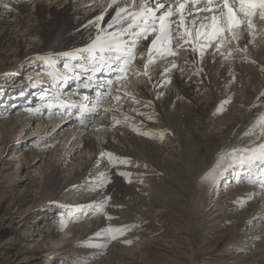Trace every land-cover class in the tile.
Instances as JSON below:
<instances>
[{"label": "bare ground", "instance_id": "bare-ground-1", "mask_svg": "<svg viewBox=\"0 0 264 264\" xmlns=\"http://www.w3.org/2000/svg\"><path fill=\"white\" fill-rule=\"evenodd\" d=\"M4 2L5 0H0V39L3 36H7V40L5 41L6 45L12 50V38H14V34H18L21 40H23V38L30 37L32 32L38 30L37 35L45 38L47 42L37 37L36 42L40 44L33 47L30 51L38 52L41 50L42 52H47L49 55H58L62 53V50L65 48L86 44L89 35L94 34L93 28L90 26V21L94 20L95 17L101 13L103 6L106 4L102 3V0H7L6 3ZM131 2L132 1H129L128 3L130 4ZM138 2L140 3L141 0H138ZM89 4H91V6H88ZM99 7L100 9H98ZM36 8L40 12L39 17H36L35 12H33L34 10H31ZM43 8L46 9L49 15L42 12ZM111 15L112 11L110 10L109 14L105 16L104 23L111 18ZM8 16L14 18L7 19ZM20 29L23 33H17ZM47 31L51 33L47 34ZM253 32L254 35H250L245 31L243 40L239 42V45L245 49L248 56L256 60V63L246 61L235 47L228 44L218 52L213 50L208 54L204 62V68L207 69L209 73L204 75L196 71L195 67L192 65L191 57L183 50V52L175 56L159 57L158 65H153L154 71L152 77L157 83L156 87L149 89L144 84L148 82V80H144V83H140V81L143 80L141 77L135 81L127 82V85L123 86L120 92L121 100L113 103L114 107H116L113 114L114 118L124 121L121 123V134H119V132L114 134V144L109 142L107 144H102V141L99 142L95 140L97 135L92 133L86 134L85 141L79 142L78 138L80 134L75 131V129H79V125L68 121L66 117L59 116V114L49 118V113H45L44 115L40 113L29 114L25 111L22 113L18 106L11 110L13 111L11 116H8L11 111L2 112L1 115L8 113V117H0L1 152L5 151L11 144L13 146L15 144L18 151L15 150V153L11 154L13 157L16 154L15 157L17 158L15 164L9 165L5 163L3 166L1 165L0 175H2L4 180H7L10 185H15L14 183L17 181L16 178L25 179L23 188H25V186L35 187L36 185L35 205L30 207V211H32L37 204L43 201L47 203L51 200L55 203V201L64 200L65 197L72 198L74 189L71 190L69 188L72 184V178L79 175L82 177L85 176L86 182L94 181L101 175L99 171L100 168L105 170L104 163L102 159L99 158V152L119 151L122 154L132 155L136 159L147 161L149 166L153 167L151 172H162L165 179H167L169 183L171 182V189H174L175 194L179 193L183 195L181 199L186 203L185 207L189 205L190 209H198L199 205H203L206 201L205 198L211 196L213 198L209 199V201L212 200L215 202L213 204L215 208L217 206H222L221 202L224 203V205L220 207V209H223L215 215L220 217L221 223H224V218H226V221H233L234 218H238L237 222L234 220L232 225L240 236L253 232L257 225H254L252 230L248 225L251 224L252 219H261L264 215V191L260 189L261 184L258 182V185H253L251 183L235 185L231 182L225 190L218 193H224L223 196L218 195L214 198L215 190L211 188L205 189V187L201 185V182L204 184L205 182L200 179V175L203 171L209 176L215 177V172L217 171H215V167L213 166L214 162H212L214 155L216 162L218 153L230 150L232 147L236 146L235 144L243 140V138L249 139V143L246 146H254L251 141L256 140V136L253 135L248 137L245 136L244 133L252 127L261 114H264V96H261V93H264V21L258 20ZM36 42L32 44H36ZM187 47L188 45L186 49ZM141 48H144V43L141 45ZM10 54L14 55L15 53H8V55ZM29 54L30 53H23L21 55L19 64L21 62L23 63L16 69L22 76L27 75L26 80L30 78L29 72L35 71L32 61L38 60L33 63L35 65L40 63V69L46 67L40 58L42 54ZM138 63L139 62H136V64ZM173 63H175L176 67L171 66ZM165 69H168V71L165 72ZM130 74H132V72ZM196 76L200 77L203 82L210 83L200 82ZM19 79L17 75H13L12 78L7 76L3 81L7 85L16 86L19 84ZM64 93L66 94V91ZM8 96H14V94L9 93ZM132 97L140 100L141 103H135ZM225 101H227V103H225ZM131 103L133 105H131ZM146 104H149V106L146 107ZM221 105H223V109L218 111L217 109L220 108ZM0 111L3 110L1 109ZM16 113L18 114L13 115ZM152 113L154 116H152ZM197 115L200 119L199 125L195 127L199 132L196 134V130H192V133L187 134L186 127L183 128L180 125L182 123L186 126L191 125V118L195 119ZM149 116H151L152 119H149ZM125 117L128 118L127 121H125ZM34 122L35 124L31 128V124ZM134 128L139 129V131L133 130ZM64 129H66V131H64ZM85 129L84 127L81 128L83 131ZM17 130L19 131L17 134L18 139L15 137V132ZM27 130H29V134L24 135V132ZM217 131L219 132L216 133ZM143 132H149L151 135L146 136L140 134ZM161 132H164L162 138L160 136ZM32 133L36 136L43 134L38 137H45L46 141L51 142V144L49 146L43 144L40 146L32 145L31 141L34 139H28V137H32ZM105 133H107V131H105ZM113 133V131L109 132L107 137L113 135ZM256 134H259L258 129ZM48 135H53V140L48 138ZM186 137L188 139L185 142ZM217 137H221L223 141L220 142L221 140H217ZM158 141L166 144L167 150H161L163 153L166 152V156L161 154V151L156 152L147 150L148 145H151L155 150H160ZM262 142H264V137H261L260 140H256V143ZM80 145L82 146L80 147ZM199 146H202L203 150L207 152L208 155L199 153L197 149ZM78 148L85 150L84 152L81 150L77 151ZM61 152L65 153L61 155ZM73 152L78 153L72 158L73 167H71V170L62 168L61 166L68 161V159H65L64 162L63 159L70 154L72 155ZM86 153H88V157L84 155ZM89 156L91 158H89ZM89 159L90 161H88ZM91 159H93V161H91ZM168 163H171V169L166 167ZM95 164L99 165L92 168ZM67 170L68 173H66ZM61 171H65L66 173L64 177L65 180L61 179V176L58 174ZM234 171L235 172L220 173L217 180L223 184H227L232 178L239 181L248 180L244 169ZM65 173L62 174L64 175ZM12 175H14V177H12ZM110 178L111 183H108V187L102 188L100 192L105 194V190H110L113 195L110 200L114 204H119L121 201V199H119L121 196L117 195L119 192L122 193L123 197L127 196L129 200L136 199V194L134 192L131 194H126L124 192L129 188H127V185L116 181L112 176ZM214 182L215 179L212 183ZM114 183L115 185L111 186ZM118 184H122V187ZM168 185L169 184L166 186ZM207 186L210 187L206 184V187ZM112 187H118L116 194L112 192ZM150 189H153V186H150ZM235 192L239 193V197L241 196L244 202H248L246 206L238 208L236 205H233V194ZM85 197L90 199V201H85V203L95 201L91 198L99 199L97 196ZM133 204L135 205L124 203L125 207L119 211L121 217H129L127 220H132L137 214L141 215V217L144 215L143 213H138L142 212V210H135L137 201ZM171 204H173V202L167 205L163 203L160 204L159 206L162 208L161 211L168 213L167 208L169 207V209H171ZM49 205L50 206L45 207H54V204ZM209 205L210 203L207 204V208ZM213 205H211L210 208ZM148 206V208H151V204H148ZM132 211L133 213H131ZM40 214L41 213H39L38 216ZM15 218L16 225L18 224L21 226L24 224L25 219L22 215L19 214L18 217L15 215ZM85 219L89 218L86 217ZM93 221L92 223L95 227L99 224L102 225L100 218L97 220L94 218ZM202 228L203 227H201V229ZM234 228H232L231 225H225L221 234L216 235V239H219L226 232L228 233V235H225L226 237L223 239L219 247L220 249L216 251H220L226 241L230 243L231 247L233 244L234 246L236 245L232 241L243 238L239 235H234L236 232L235 230L233 232ZM70 230H77V226L75 224L69 226L61 236L50 240V242L49 240L41 239L43 241L42 244H46V246L50 245V247L54 249L61 246H56V243L60 244L58 241L66 239V242H69L68 244L71 246L76 243L77 239L80 240V238H75V236L68 232ZM218 230L220 229H216V231ZM259 232L264 233V223H261ZM37 233L46 236L45 239H48L50 236L46 235L42 230H38ZM52 233L51 231L49 234ZM89 233L96 234L98 230H83L80 235L81 239L86 237ZM68 235H72V237L66 238ZM200 235L203 238V246H210L212 252H214L215 249H213V246L215 244L217 245V240L214 238V240H205L204 230H201ZM246 236L248 235H244V237ZM12 241V237H9L5 241H1L0 246L11 243ZM144 242L145 241L141 243ZM243 243L246 242H241V244ZM258 246L264 247V240L258 243L256 250ZM50 247H46V249L43 250H48V254L45 258L55 256L57 253V251H54ZM126 249L127 247L117 244L111 245L108 253L95 258L92 263L121 264L117 262L118 257L120 253H123ZM29 250L30 246H27L26 248H18L16 252L22 254V258L25 260L30 261V259L36 260L37 258L41 260L42 255H36L34 252L29 253L31 252ZM138 252H142V250ZM256 252L257 251H250L249 256L252 257ZM227 255H229V253ZM66 256L68 255L66 254ZM56 257L58 256L56 255ZM245 258H247V256L231 257L233 263L240 262L241 264H244ZM39 262L40 261H34L33 264Z\"/></svg>", "mask_w": 264, "mask_h": 264}, {"label": "rangeland", "instance_id": "rangeland-1", "mask_svg": "<svg viewBox=\"0 0 264 264\" xmlns=\"http://www.w3.org/2000/svg\"><path fill=\"white\" fill-rule=\"evenodd\" d=\"M6 2L7 0H5L4 3ZM43 9L42 12L47 13L46 9ZM31 10H34L33 12H35L36 17L40 16V12L37 8ZM47 14L49 15V13ZM11 18L14 17H7V19ZM34 32H32L30 37L23 38V40H21L18 34H14V38H12V50L8 47V45H6L5 41L7 40V36H3L0 39V80L6 79L7 76L12 78L13 75H17L19 78L22 77L21 73L18 74V71L16 69L23 63L21 62L19 64V61L21 60L20 57L23 53H30L29 55L42 54L40 58L49 56L47 52H42L41 50H39L38 52L30 51L33 47L40 44L39 42H36L37 37L40 39L42 38L37 35L38 30ZM17 33H23V31L20 29L17 31ZM46 33L50 34L51 32L47 31ZM42 39L47 42L45 38ZM35 42L36 44H32ZM8 53L15 54L8 55ZM34 61H32L33 68L39 65V63L38 65H35L33 63ZM24 111L25 110H20V112L22 113ZM12 112L13 111H11L9 114L7 113L8 116H11ZM7 114H0V117L4 118L5 116H7ZM17 114L18 113L13 115ZM152 116H154L153 113ZM199 119L200 117L197 115L195 119L191 118V125L186 126L182 123L180 126L183 128L186 127L187 134L192 133V130H196L197 134L199 131L198 129H196L195 126L199 125ZM34 124L35 122L31 124V128L34 126ZM64 131H66V129H64ZM113 132V135L107 137V135L109 134L108 130L105 139H101L102 137L99 136H97V139H95L99 142L102 141V144L105 142L106 144L108 142L114 144V134L116 133L115 131ZM218 132L219 131H217L216 133ZM18 133L19 131L17 130L15 132V137L18 136ZM24 133V135L29 134V130L25 131ZM41 135L43 134H39L38 136ZM31 136L32 137H26H28V139H35L36 137H38L33 133ZM16 139H18V137ZM187 139L188 138L186 137L185 142L187 141ZM217 140H221L220 142L223 141L221 137H217ZM158 142L160 144V150H155V148H152L151 145H148L147 150L156 152H160L161 150H167V146H165L166 144H164V142ZM248 143L249 139L243 138V140L239 142L237 147H246ZM46 145H48V143ZM81 146L82 145H80V147ZM197 149L199 153L203 155H208V153L203 150L202 146H199ZM15 150H17V146L15 144L14 146L11 144L3 152H1L0 148V167L1 165L3 166V164L5 163L9 165L15 164V160L17 158L15 157L16 154L14 155V157L11 156V154L15 153ZM80 150L84 152L85 149H77V151ZM162 151L160 153L166 156V152L163 153ZM105 152H113L116 154V156L127 157L133 161V163L129 165L120 164L116 167H111L109 166L107 159L99 155V158L102 159L105 168V170L100 168L99 171L101 172V174L103 173L108 177V183H111L110 177L112 176L116 179V181L127 185V188H129L124 192L126 194H131L132 192H134L136 194V199L129 200L127 196L123 197L122 193L119 192L117 193V195L121 196L119 198L121 199L120 203L114 204L109 199L110 201L108 200L107 206L105 207L103 213L97 212V206L100 202L103 201V199L108 197L112 198L113 195L110 190H105V194L100 192L102 188L98 186V181L100 180L101 175L92 182H86L85 176L82 177L77 175L76 177H73L72 184L69 187L71 190L74 189V195L72 198L65 197L64 200L55 201V203L50 200L48 201L49 204H54V207L51 206L50 208H46L45 206L50 205L48 204V202L46 203V201H43L44 203L40 202L39 204H37V206H35L36 209L34 208L32 211H30V207H33L35 205L36 185L35 187L25 186V188H23V184L25 182L24 178H16L17 181L16 183H14L15 185H10L8 184V181L4 180V177L0 175V242L5 241L9 237H12L13 239L11 243H6L0 246V264H33L34 261H40L36 264H46V262L47 264H93L92 261L95 258L108 253L110 251L111 245L115 244L127 247V249L124 250L123 253H120L118 257L117 262L121 264H239L240 262H232L231 257L233 256H247V258H245L244 260V264H264V247L258 246V249L256 250L258 243L264 240V233L259 232L261 229V223H264V215L261 218L262 220L252 219L251 224L248 225L249 228L251 227V230L254 225H257L253 232H250L249 234H244L248 235L246 237H244V235L240 236V234H238V231L232 225L233 221L236 220L237 222L238 218H234L233 221H226V218H224V223H221L220 217L215 216L220 212L221 209H223H220V207H222L224 203L221 202L222 206H217L215 208V205H213L215 202L212 200L209 201V199H212L213 197L208 196L205 198L206 201L204 202V204L199 205L198 209H190L189 205L185 207L186 203H184V201L181 199L183 195L179 193L175 194L174 189H171V182L169 183L168 180L165 179V176L162 172H151L153 167H150L147 161L136 159L132 155L122 154L119 151ZM64 153L65 152H61V155ZM77 153L78 152H73L72 155L70 154L68 157L64 158V162L65 159H68V161L64 163V165H62L61 167L64 169L71 170V167H73L72 158ZM84 155L87 156L88 153ZM89 158L91 157L89 156ZM88 161H90V159ZM91 161H93V159H91ZM143 164H146V167L143 166ZM98 165L99 164H95L92 168H95ZM132 165L135 166V170L131 168ZM166 167L168 169H171V163H168ZM215 171H217L215 172V174H217L219 168H215ZM120 172H129L131 173V175L130 177H125L120 175ZM62 173H65V171H61L58 174L59 176H61V179L65 180L64 177L66 176V173H68V170L64 175ZM202 174L203 175L200 179L207 182L211 181V176L206 174V172L203 171ZM12 177H14V175H12ZM108 183L103 188L108 187ZM122 184L118 185L122 187ZM167 184L169 185L166 186ZM114 185L115 183L111 186ZM201 185L204 186L206 189V186L203 182H201ZM150 186H153V189H150ZM260 189L264 191V187ZM117 190L118 187H112L113 193L116 194ZM221 191L223 190L217 188V192ZM219 195L223 196L224 193H221ZM85 196H97L99 197V199L91 198L95 201L91 203H85V201H90V199ZM136 201L137 205L135 206V210H142V212L138 213H143L144 215L141 217V215L137 214L132 218V220H127L129 217H121L119 211L125 207L124 203H130L132 205H135L133 203H135ZM172 202L173 204L170 205L171 209H169V207L167 208L168 213L161 211L162 208L159 206L160 204L163 203L164 205H167ZM208 203H210V205L207 208ZM148 204H151V208H148ZM58 205L64 206V212H58ZM211 205L213 206L210 208ZM84 207H90L91 210L88 213H83L82 209ZM39 213L41 214L38 216ZM131 213H133V211ZM19 214L22 215V217H24L25 219L24 224L21 226L18 224L16 225L15 221V215L18 217ZM62 216L68 222L66 224L67 227L65 226L66 228L64 227L61 230L59 228V222ZM108 216H111L112 219H107ZM86 217H88L89 219H85ZM94 218L96 220L100 218V220L102 221V225L99 224L97 227H95L92 223L94 222ZM74 224L77 226V230H70L68 232L75 236V238H80V240H76L75 244L69 246V242H66V239H62L63 241H58V243L60 244L56 243V246H61L56 247L54 249L50 247V245L46 246V244H42V240H49L50 242V240L61 236L63 232L68 229L69 226ZM110 225L114 227L128 225L129 230L125 231L123 235L118 236L115 240H107V238L103 236V230ZM225 225H231V227L234 228L233 232L234 230L237 232H235L234 235H239L243 238H239L236 241H232L236 244L235 246L233 244V247H230V243L226 241L223 244V248L220 251H216L220 249L219 247L221 246L223 239L226 237L225 235H228V233L226 232L221 238L216 239V235L221 234V231L222 229H224ZM51 226H55V230L52 234H49L51 231L48 229ZM201 227L203 228L201 229ZM89 229L98 230V232L101 233V236H97L94 233H89L86 237L81 239V232L83 230ZM216 229L220 230L216 231ZM38 230H42L46 233V235H50L49 238L45 239L46 236L38 234ZM201 230H204L205 240H217V245L215 244L213 246V249H215L214 252H212L210 246H203V238L200 235ZM72 235H68L66 236V238H71ZM125 241H130V243H126ZM143 241L145 242L141 243ZM241 242L246 243L241 244ZM99 243H105L106 246H92L93 244ZM27 246H30L29 251L31 252L29 253L34 252L36 255H42L41 260L38 258L36 260L30 259V261L25 260L22 258V254L16 252L18 248H26ZM46 247H50L54 251H57L56 255L58 257H56L55 255L45 258V256H47L48 254V250H43L46 249ZM139 250H142V252H138ZM250 251L257 252L251 257L249 256ZM228 253L229 255H227ZM66 254L68 256H66Z\"/></svg>", "mask_w": 264, "mask_h": 264}, {"label": "snow or ice", "instance_id": "snow-or-ice-1", "mask_svg": "<svg viewBox=\"0 0 264 264\" xmlns=\"http://www.w3.org/2000/svg\"><path fill=\"white\" fill-rule=\"evenodd\" d=\"M203 3V7H197ZM88 6H91L89 4ZM112 11L111 18L104 23L105 16ZM200 13H209L200 17ZM196 17L189 20L188 17ZM259 18L264 21V0H141L137 6L136 0L129 3H122L121 0H110L107 8L104 9L94 20L90 21L93 33L90 34L88 42L81 47L58 55L42 57L48 66V77L53 81L52 87L56 88L57 82H68L75 80L81 82L84 87L97 89L95 99L97 103L105 96L112 93V85L115 82L122 83L128 77V68L137 58V49L142 41H149L144 62V75H147L148 67L155 62L157 57L175 56L180 51L187 50L190 53L203 57L207 48L212 47L216 52L239 38V30L244 28L250 35H254V20ZM199 22L198 26L197 23ZM87 27V26H86ZM184 45H188L187 49ZM239 50V49H236ZM139 56L144 59L145 52ZM62 63V69L58 65ZM176 67L175 63L171 65ZM168 69H165L167 72ZM100 74V75H98ZM79 84L77 88H79ZM119 93L120 89H116ZM62 89L56 93L57 104L51 101L47 108L49 118L53 115H63L52 111L53 107H61L67 104L61 100ZM126 95V94H125ZM264 96V93H261ZM120 101L118 94L113 97ZM133 101L141 103L135 97ZM91 97L83 95L81 103L73 102L69 107L78 110L77 119L82 124L88 123L87 114H100L98 106L89 107ZM227 103V101H225ZM150 104V102H149ZM146 104L145 106H149ZM223 109V105L217 110ZM107 112L109 109H103ZM71 116V112L67 113ZM152 119L151 116L148 117ZM125 117V121H127ZM115 124L124 121L116 120ZM59 127V126H57ZM257 129L259 134L257 135ZM133 130L139 131L134 128ZM151 135L149 132L140 133ZM164 132L160 133L161 138ZM245 136H256V140L264 137V114H261L245 133ZM251 141L253 147L232 148L221 151L217 155L215 168L221 173L236 167L245 170L249 183L257 181L264 187V142L256 143ZM99 155L106 158L109 166L116 167L120 164L129 165L133 161L127 157L116 156L113 152L101 151ZM122 176L130 177L129 172H120ZM109 182L105 174H101L98 186L103 188ZM110 197L105 198L97 206V212L103 213ZM111 220L112 217L108 216ZM67 220L60 219L59 228L62 230ZM129 230L128 225L118 227L108 226L103 230V236L107 240H115ZM101 236V233H96ZM130 243V241H125ZM93 247H105V243L93 244Z\"/></svg>", "mask_w": 264, "mask_h": 264}]
</instances>
